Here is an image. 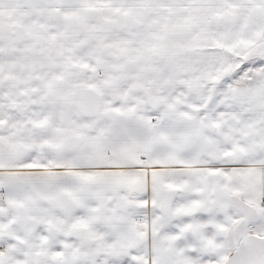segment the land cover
I'll return each mask as SVG.
<instances>
[{
	"label": "snow or ice",
	"instance_id": "obj_1",
	"mask_svg": "<svg viewBox=\"0 0 264 264\" xmlns=\"http://www.w3.org/2000/svg\"><path fill=\"white\" fill-rule=\"evenodd\" d=\"M0 264H264V0H0Z\"/></svg>",
	"mask_w": 264,
	"mask_h": 264
}]
</instances>
